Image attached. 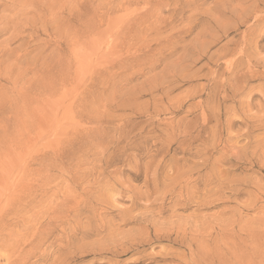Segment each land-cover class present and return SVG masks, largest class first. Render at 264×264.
I'll return each mask as SVG.
<instances>
[{
    "label": "rangeland",
    "instance_id": "374dc122",
    "mask_svg": "<svg viewBox=\"0 0 264 264\" xmlns=\"http://www.w3.org/2000/svg\"><path fill=\"white\" fill-rule=\"evenodd\" d=\"M0 264H264V0H0Z\"/></svg>",
    "mask_w": 264,
    "mask_h": 264
},
{
    "label": "bare ground",
    "instance_id": "6f19581e",
    "mask_svg": "<svg viewBox=\"0 0 264 264\" xmlns=\"http://www.w3.org/2000/svg\"><path fill=\"white\" fill-rule=\"evenodd\" d=\"M223 159V158H222ZM155 171V170H154ZM127 187V186H126ZM177 203V202H176ZM163 204V203H162ZM175 204V203H174ZM176 206H177V204H175ZM179 206H181V205H179ZM143 207V206H142ZM160 211V210H159ZM162 213V212H161ZM140 221V220H139ZM151 226V225H150ZM95 232V231H94ZM158 232V231H157ZM160 232V231H159ZM158 232V233H159ZM164 233V232H163ZM167 233V232H166ZM154 235V234H153ZM163 235H165V234H163ZM151 236V235H150ZM169 235L167 234V235H165V236H163L162 238H161V236H159L158 234L155 236V239L158 241V240H160V239H163L164 240V242H166V243H169V241H168V237ZM146 238V237H145ZM150 238V237H149ZM147 239H148V237H147ZM154 241V240H153ZM162 241V240H161ZM171 242H172V240H171ZM146 243H148V242H146ZM173 243V242H172ZM141 244V243H140ZM169 245V244H168ZM141 246V245H140ZM143 246V245H142ZM145 246V245H144Z\"/></svg>",
    "mask_w": 264,
    "mask_h": 264
}]
</instances>
